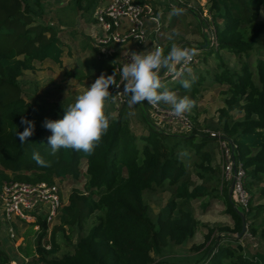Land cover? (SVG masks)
I'll return each instance as SVG.
<instances>
[{"label": "trees", "instance_id": "16d2710c", "mask_svg": "<svg viewBox=\"0 0 264 264\" xmlns=\"http://www.w3.org/2000/svg\"><path fill=\"white\" fill-rule=\"evenodd\" d=\"M80 1L76 0L77 6ZM205 1L216 44L197 48L195 62L189 67L194 69L191 76L188 72L171 81L173 76L162 75L160 80L180 94L191 92L192 97L205 82L224 87L217 131L232 149L234 161L244 169L245 189L252 195L248 211H239L232 197L229 199L227 184L221 193L207 187L215 175L214 155L208 150L216 143L215 138L195 129L187 136H178L152 128L146 136L136 137L124 117L125 103L116 118L108 117L109 128L91 154L63 148L53 153L48 147L52 133L43 124L46 119L57 121L56 117L54 113L46 114L37 102L25 99L19 79L25 72L34 71L37 63L61 64L63 50L58 31L43 22L40 0H0V187L4 182L53 184L71 179L77 184L82 179L81 189L71 190L57 216L49 250L42 247L46 223L38 220L34 224L39 232L32 264H166L172 249L184 246L200 226L189 203L205 198L224 202L232 227L208 228L203 242L191 248L198 258L183 263L264 264V253L248 256L238 237L242 213L245 233L264 240V227L258 232L264 224V204L251 206L252 198L264 200V188L260 187L264 185V0ZM96 5L88 2L82 8L92 14ZM170 47L167 45L165 53ZM209 60L213 67H207ZM196 65L205 70L199 71ZM185 79L192 83L189 90L181 86ZM232 111L240 119H234ZM22 119L34 124L33 135L23 144L17 135L26 127ZM184 153L194 158L193 173L181 159ZM34 154L46 166L37 164ZM190 174L201 184H194ZM156 189L169 190L171 197L153 220L144 193ZM258 216V224L248 223ZM89 218L94 221L77 239L71 254L47 259L59 251L55 240L58 232L81 227ZM18 260L13 252L0 249V264Z\"/></svg>", "mask_w": 264, "mask_h": 264}, {"label": "rangeland", "instance_id": "374dc122", "mask_svg": "<svg viewBox=\"0 0 264 264\" xmlns=\"http://www.w3.org/2000/svg\"><path fill=\"white\" fill-rule=\"evenodd\" d=\"M88 2L97 4L98 0H81L78 6L76 5V0H40L44 10L43 22L58 31L63 57L60 65L49 61L35 64L34 71L25 72L19 79V85L23 94H25V99L37 102L38 107L45 111L46 114L52 115L54 113L56 120L63 118L64 109L69 104L74 103L76 97L82 94L87 87H90L101 74L106 77L113 75L112 70L116 61L127 51L147 53L155 45H159L166 50L167 45H172L173 43L182 47H191L192 49L198 48L200 45L214 44V31L209 24L210 18L207 13L208 7L205 0H182L181 3L170 0L171 7L166 0H146L145 3L151 5L154 10V15L160 26L159 31H157L156 26L149 25L147 38L142 45L129 43L111 49L108 47L102 48L98 44L100 31L93 20V12L90 14L82 8ZM193 13H195V16ZM261 21L264 24V17H261ZM174 33L177 35L171 38ZM234 60L232 59L231 64H233ZM179 65L177 64L172 70L167 69V72L176 73ZM196 66L194 67L199 71L205 70L202 65ZM207 67H213V62L209 60ZM193 71L194 69L189 68L184 70L182 74L189 72V76H191ZM176 77L174 76L171 81H175ZM112 87L110 85L108 89L110 95ZM221 91H224V87L210 86L209 83L205 82L204 86L199 88L194 97L190 95L191 92L185 94L177 92L179 96L187 95L195 102L192 109L183 114L192 127L190 132L183 130L181 125L166 120L160 121L158 114L152 111L147 102L135 107L130 106L128 103L130 97L125 102L124 117L128 120L129 130L136 137L146 136L150 128L159 133L169 135L187 136L195 129L197 133L202 135L207 136L213 133L221 136V133L217 131L219 127V111L224 107V96ZM108 100L105 104V114L111 119L116 118L120 112L121 105L118 108L116 107V109H112ZM156 106L161 111H171V106L163 102ZM230 115L236 120L241 117L236 111H232ZM208 150L212 151L214 155L212 167L215 175L212 181L207 184V187L209 190L214 187L217 192L221 193L222 189L228 186L230 195L231 186L229 183H227V186H224L226 183L220 182L219 184L222 173V161L217 141L209 146ZM181 159H183L188 171L191 172L194 161L193 156L186 157L184 153V155H181ZM84 168L82 163V172ZM190 175L194 184H201L193 174ZM55 184L60 190L61 202L64 205L73 188L81 189L82 179L77 184H74L71 179H66L62 182L57 181ZM260 187L264 188V185ZM246 192L248 193L247 190ZM248 195L250 197L251 194L248 193ZM170 197L171 192L167 189H156L144 193V200L150 207V216L153 220L162 213ZM259 204H264V200L252 198L251 206L256 207ZM204 205L205 207H203ZM188 207L191 209L194 218L200 223V226L196 230L194 237L184 246L172 249V253L166 257V264H184L183 260L193 263L199 255H195L191 248L203 242L208 228L232 227V221L225 214V204L221 200L205 198L190 202ZM236 207L239 211H243L239 206ZM1 215L0 209V249L8 250L10 247L13 249L20 260L11 264H32V260L35 259L36 255L38 236V231L34 228V224L16 221L13 225L15 240H10L7 234V226L3 222ZM260 219V216L255 219L250 218L248 223L256 225L260 222ZM93 221V218H89L83 222L81 227H76L72 231L58 232L55 240L59 245V251L56 255L47 257V259H59L71 254L77 239L86 234ZM55 225H57V221L50 227V230ZM263 227L264 224L258 228V232ZM245 234L241 237L239 243L247 255L252 256L257 252L264 253V240L258 235L251 237L247 233ZM216 236L219 237L217 234ZM233 237L237 238V235ZM46 240L47 238L45 237L42 243Z\"/></svg>", "mask_w": 264, "mask_h": 264}, {"label": "built area", "instance_id": "2783aa9c", "mask_svg": "<svg viewBox=\"0 0 264 264\" xmlns=\"http://www.w3.org/2000/svg\"><path fill=\"white\" fill-rule=\"evenodd\" d=\"M166 1L171 7L170 0ZM175 1L178 3L182 2V0ZM154 14L151 5L139 3L138 0H98L93 11V20L100 31L98 37L99 46L111 49L129 43L142 45L147 38L149 25L156 26L157 31L160 29L159 22ZM215 44L214 38V44L212 45ZM157 46L159 45H155L151 51L155 50ZM195 50L196 54L191 61L181 63L177 67L176 73H170L162 69L160 78L162 75L166 77L180 76L184 70L194 64L195 56L198 54L197 48ZM132 53L137 52L127 51L122 54L113 67L118 83L120 82V69L125 63L130 62ZM123 94V83L120 84L118 89L113 86L108 100L109 104L115 109L119 105L122 106L130 97ZM148 106L153 112L158 114L160 121L166 120L181 125L186 132L191 131L192 127L184 115L176 117L171 111L159 110L156 105L148 104ZM209 136L215 138L218 143L222 161V182L229 183L231 186V197L232 199L234 197L233 200H235L236 206H239L243 211H248L250 197L245 189V172L241 163L234 161L233 151L227 141L213 133H210ZM64 205L61 202L60 190L55 183L4 182L0 187L1 218L7 226V234L10 240H15L13 225L16 221L36 224L38 220H41L47 225V240L42 243V247L45 250L50 249V227L57 221V216ZM32 213L33 215H31ZM34 228L39 232L38 225L34 226Z\"/></svg>", "mask_w": 264, "mask_h": 264}, {"label": "clouds", "instance_id": "9594fccd", "mask_svg": "<svg viewBox=\"0 0 264 264\" xmlns=\"http://www.w3.org/2000/svg\"><path fill=\"white\" fill-rule=\"evenodd\" d=\"M175 35L177 34L174 33L171 38ZM195 54V49L182 47L176 43H173L166 53L159 46L147 53H132L130 62L125 63L120 69L119 83L115 79V72L107 77L101 74L90 87L76 97L74 103L64 109L62 119L44 121L43 126L52 133L48 138V147L53 153L63 148L91 154L109 128V118L104 109L110 97L108 91L110 85L118 89L123 83V95L130 96L128 103L132 107L143 102L152 105L163 102L171 106V112L176 117L189 112L195 102L187 95L181 97L176 91L165 87L161 83L160 72L162 69L172 70L177 64L191 61ZM181 86L189 90L192 83L185 79L181 81ZM21 124L26 127L17 135L23 144L33 135L34 124L23 119ZM33 159L37 164L46 166L38 154H34Z\"/></svg>", "mask_w": 264, "mask_h": 264}, {"label": "water", "instance_id": "95a60500", "mask_svg": "<svg viewBox=\"0 0 264 264\" xmlns=\"http://www.w3.org/2000/svg\"><path fill=\"white\" fill-rule=\"evenodd\" d=\"M232 196V189H230V195H229V198H231ZM241 218H242V230H241V233L238 235V237H242L244 236L245 234V231H246V224H245V221H244V216L242 213H239Z\"/></svg>", "mask_w": 264, "mask_h": 264}, {"label": "crops", "instance_id": "0c3cea01", "mask_svg": "<svg viewBox=\"0 0 264 264\" xmlns=\"http://www.w3.org/2000/svg\"><path fill=\"white\" fill-rule=\"evenodd\" d=\"M8 251H9V252H13V254L16 255L11 247H10V249H8ZM12 263H15V262L12 261Z\"/></svg>", "mask_w": 264, "mask_h": 264}]
</instances>
